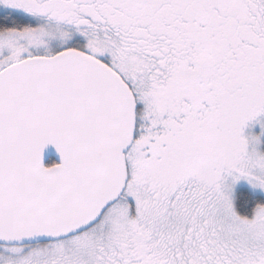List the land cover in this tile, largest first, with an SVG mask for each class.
<instances>
[{
	"label": "snow or ice",
	"instance_id": "obj_1",
	"mask_svg": "<svg viewBox=\"0 0 264 264\" xmlns=\"http://www.w3.org/2000/svg\"><path fill=\"white\" fill-rule=\"evenodd\" d=\"M261 135L264 0H0V264H264Z\"/></svg>",
	"mask_w": 264,
	"mask_h": 264
},
{
	"label": "rangeland",
	"instance_id": "obj_2",
	"mask_svg": "<svg viewBox=\"0 0 264 264\" xmlns=\"http://www.w3.org/2000/svg\"><path fill=\"white\" fill-rule=\"evenodd\" d=\"M250 130V129H249ZM255 130L257 131V132H251V131H248L247 129H245V132H246V134H257V133H260L261 132V129H260V125L257 123V124H255ZM261 141H262V143H261V147L262 148H264V135H261ZM257 194H260V195H262V196H264V193H262V192H259V191H257Z\"/></svg>",
	"mask_w": 264,
	"mask_h": 264
},
{
	"label": "flooded vegetation",
	"instance_id": "obj_3",
	"mask_svg": "<svg viewBox=\"0 0 264 264\" xmlns=\"http://www.w3.org/2000/svg\"><path fill=\"white\" fill-rule=\"evenodd\" d=\"M255 124H257V123H253V124H251L248 128H246L248 131H251L252 133L253 132H257L256 130H255ZM250 129V130H249Z\"/></svg>",
	"mask_w": 264,
	"mask_h": 264
},
{
	"label": "trees",
	"instance_id": "obj_4",
	"mask_svg": "<svg viewBox=\"0 0 264 264\" xmlns=\"http://www.w3.org/2000/svg\"><path fill=\"white\" fill-rule=\"evenodd\" d=\"M255 195H256V197H257L258 199H264V196H262V195H260V194L255 193Z\"/></svg>",
	"mask_w": 264,
	"mask_h": 264
}]
</instances>
